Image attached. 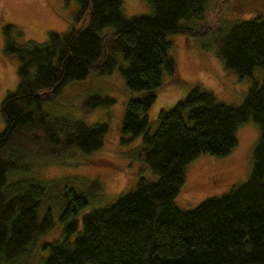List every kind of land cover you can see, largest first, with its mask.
I'll use <instances>...</instances> for the list:
<instances>
[{"label": "trees", "instance_id": "obj_1", "mask_svg": "<svg viewBox=\"0 0 264 264\" xmlns=\"http://www.w3.org/2000/svg\"><path fill=\"white\" fill-rule=\"evenodd\" d=\"M74 1L73 26L49 33L42 44L17 45L11 28L4 29V51L17 58L18 83L0 103V264H29L34 246L54 225L55 206L62 240L41 245L46 257L40 264H264V16L227 23L214 33L223 68L243 78L258 67L261 85L236 107L193 85L183 100L157 113L151 131L146 114L163 73L181 79L167 38L198 33L187 22L203 19L208 0H146L151 13L132 18L122 14L121 0ZM106 27L111 33L100 35ZM118 54L128 94L139 95L126 102L120 131L140 138L132 156L153 177H139L133 190L78 220L100 196L97 182L8 183L6 177L36 165L83 163L101 147L106 124L88 125L43 104L70 103L57 99L61 89L83 83L92 72L111 73ZM111 103L98 94L72 102L84 112ZM249 117L259 136L247 181L191 210L176 207L187 164L199 154L226 156Z\"/></svg>", "mask_w": 264, "mask_h": 264}, {"label": "rangeland", "instance_id": "obj_2", "mask_svg": "<svg viewBox=\"0 0 264 264\" xmlns=\"http://www.w3.org/2000/svg\"><path fill=\"white\" fill-rule=\"evenodd\" d=\"M78 5L74 0H0V103L15 91L18 83V61L14 55L4 51L6 36L4 29L11 28L12 39L17 45L27 42L42 44L49 33L62 34L73 26ZM121 11L125 18L145 16L151 13L146 0H121ZM264 16V0H208L203 19L187 22L195 35H173L167 39L171 44L169 55L176 63L179 80H171L163 73V86L154 92L155 100L147 112L150 130L156 126V116L161 110L167 111L184 99L189 88L197 85L211 92L217 101L229 105H241L252 86H260L262 71L255 67L249 76L239 78L226 71L216 57L214 33L225 30L227 23L239 22ZM112 28L100 31L105 36ZM117 66L109 74L96 75L93 72L80 84L64 86L57 99L43 104V108L56 114L68 115L88 125L104 123L107 126L101 147L76 165H36L26 172L7 174V182L20 179L39 181H60L75 179L81 182L95 181L101 189L97 200H90L77 219L94 209L108 206L117 197L133 190L139 177L148 181L153 177L143 162L137 161L132 153L139 139L130 140L120 131L124 106L130 98L119 67L125 66L118 54ZM98 94L112 100L106 106L84 112L72 102L82 95ZM3 129L0 117V132ZM236 145L223 157L199 154L185 168L184 180L173 203L181 210H191L206 199L218 198L233 188L244 184L252 168V152L259 136L258 125L249 117L235 133ZM53 227L44 234L33 248L29 264H40L46 252L41 245L61 241L56 206L52 210Z\"/></svg>", "mask_w": 264, "mask_h": 264}]
</instances>
